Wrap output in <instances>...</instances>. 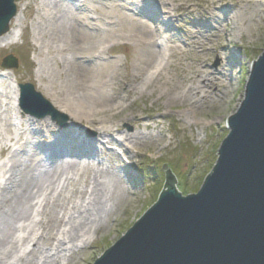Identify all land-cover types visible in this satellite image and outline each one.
Segmentation results:
<instances>
[{"label": "rangeland", "instance_id": "rangeland-1", "mask_svg": "<svg viewBox=\"0 0 264 264\" xmlns=\"http://www.w3.org/2000/svg\"><path fill=\"white\" fill-rule=\"evenodd\" d=\"M42 1L30 0L32 8L26 7L24 28L14 43L11 40L0 44V74L5 70L12 73V80L8 77L3 84L0 82V90L14 91L16 86L19 90L17 105L13 104L14 97L0 92V128L6 130L0 131V139L22 128L21 136L14 135L20 139L15 148L25 155L26 151L37 154L42 162V167L36 168L39 178L50 172L53 176L45 179L51 180V185L44 184L34 191L29 219L12 222L14 245L0 243V264H95L158 202L166 182L163 165L167 164L176 177L177 190L184 197L195 195L204 185L229 135L228 118L237 113L245 99L251 63L264 53V0H124L119 3L127 8L111 15L108 10L116 0H81L79 13L89 24L80 29L93 35L91 42H119L97 59V48L93 49L92 44L88 51L83 47L86 44L78 51L72 47L71 28L66 27L64 35L65 26L59 31L66 41V48L57 51L61 54L56 55L55 47L53 55L46 51L38 54L42 44L35 46L30 24ZM16 4L18 13L25 0H17ZM140 7L146 15L135 12ZM128 17L153 28L145 35L132 31L131 25L127 29L122 20ZM92 24H96L95 29ZM40 37L36 33V38ZM154 37L165 40L164 50L165 45L169 46L170 53L169 48L165 53L168 57L170 54V63L160 80L146 85L145 75L154 67L155 55L146 65L147 56L142 50ZM153 44L161 49V45ZM53 56L58 59L52 60ZM10 57L17 66L6 68ZM66 67L70 74L76 68L82 73L83 68L86 77L83 87L74 81L72 90L85 87L88 92L106 93L101 110L107 113L94 114L93 125L86 119L70 120L66 114L71 125L60 129L49 118L31 117L21 106L20 86L25 84H31L43 99L54 103V97L57 100L67 83ZM142 82L146 92L140 91ZM197 87V95L189 90ZM174 96H179L178 100H171ZM118 108L122 110L119 115ZM137 119L141 122L136 125ZM24 122H30L28 130ZM102 128H112L113 143L100 134ZM122 133L150 139H144L147 141L137 148L125 143V150L121 146ZM70 135L82 136L89 143V139L95 140L97 157H83L73 167L56 172V166L74 160L70 156L60 158L72 151L67 140L61 143ZM4 148L0 141V167L10 156L3 152ZM55 153L56 158L51 160ZM5 183L0 172V188ZM3 222L0 217V224ZM28 240L31 244H26ZM34 244L38 246L32 248Z\"/></svg>", "mask_w": 264, "mask_h": 264}, {"label": "water", "instance_id": "water-1", "mask_svg": "<svg viewBox=\"0 0 264 264\" xmlns=\"http://www.w3.org/2000/svg\"><path fill=\"white\" fill-rule=\"evenodd\" d=\"M15 0H0V37L16 15ZM17 66L10 57L6 68ZM21 106L61 128L69 118L31 84ZM228 137L213 172L184 197L168 165L158 202L95 264H264V53L251 63L245 99L228 118Z\"/></svg>", "mask_w": 264, "mask_h": 264}, {"label": "bare ground", "instance_id": "bare-ground-1", "mask_svg": "<svg viewBox=\"0 0 264 264\" xmlns=\"http://www.w3.org/2000/svg\"><path fill=\"white\" fill-rule=\"evenodd\" d=\"M74 3L68 2L66 3L65 0H44L42 2H39L37 4L36 8V14L34 16L33 21L31 22L30 26L32 31L35 32L34 38V44L38 48L40 43V51L38 50V54H42V51H46L47 54H54L56 48V55L59 56L61 53H58L57 51L64 50L66 48L65 45V40H64V35H65V28L70 27V36H69V41L72 43V47L75 50H80L82 48V44H86V46L83 45L84 50H89L90 44H92V48L96 49L101 45H97V43L101 40L96 39L95 41L91 42L92 39L94 40V37L92 34H88L84 32L83 30L80 29L81 25H86L89 24L87 22V18H81L79 11V5L82 3L80 2L81 0H72ZM83 1V0H82ZM91 1V0H90ZM89 1V2H90ZM109 1L110 0H106ZM124 0H116L111 2L113 5V8H109L108 10V15L111 14H118V11L120 12L121 8H127V5L125 4H120L119 2H123ZM22 6L20 8V11L17 13L16 17L13 19L12 25L13 27L10 29L8 34H5L4 36L0 37V44L4 43L6 41H11L14 43L15 38L19 36L21 30L24 28L23 23L25 22L24 20V11L27 9L26 7H29L30 9L32 6L30 5V0H25V4L20 5ZM83 8V7H82ZM97 8L94 9L96 11ZM134 9V8H133ZM128 11L132 10L131 8L127 9ZM142 10V11H140ZM140 10H135V12H138L139 15H146L145 9L140 7ZM154 11V9H153ZM155 13V11H154ZM21 14L23 17H20ZM152 14V13H151ZM133 18V17H132ZM132 18H123V22L125 23V28L130 29L128 26H132L133 28L131 29L132 31L135 32V30H138V33H142V35L147 34L153 27L148 25L146 22H142L141 20L138 21V19H132ZM148 19H151V17H146ZM96 19V18H95ZM154 20V19H153ZM169 23L165 24L163 26L164 28H167ZM64 27V35L60 33L59 31L61 27ZM93 28L95 29L96 24H92ZM157 29V27L155 26ZM141 31V32H140ZM159 32V30H158ZM36 33L40 34L41 37L40 39L36 38ZM140 36H138L139 38ZM154 39V40H153ZM151 39V44L152 42L154 43L153 45H161L158 46L159 48H154L150 43H145L147 45V48H144L142 50V54L147 56V59L144 60L146 62V65H150V61L153 60L154 55H155V63L154 67L152 70L147 72L145 77L147 78L145 84L146 85H151L155 83L156 81L160 80L161 77L163 76V71L166 69V67L170 63V54L169 57L166 55L165 51H168L169 46H166V50H164L162 47H164L165 40H157L155 37ZM68 40V38H67ZM166 40H168L166 38ZM109 43V48L105 50L103 53L102 57L107 55L113 48L119 45L118 41H108ZM143 43V42H142ZM97 45V46H96ZM116 45V46H115ZM163 45V46H162ZM115 46V47H114ZM112 47V48H111ZM31 49H33L31 47ZM105 48H103L104 50ZM170 53V48L169 51ZM53 56L52 60L58 59V57ZM96 59L100 56H97L96 54ZM152 58V59H151ZM45 61H48V59H44ZM49 62V61H48ZM42 69V67H41ZM79 68H76V70L71 71L70 74V69L68 67L65 68L67 76V83L64 84L63 88L60 89L59 94L60 96L57 95V100L54 97V103L52 105L54 107H57L58 110L61 112L67 114L70 118H74L75 120L81 121L82 119H86L88 123H91V125L94 124L93 118L94 116L98 115L99 112L101 114H105L107 112H103L101 110V106L104 103V96L106 93H103L102 91L100 92H92V91H87L84 88H79L78 90L77 87H75L74 90L71 89L72 85H74V81H77L78 85L81 86L82 83L86 80L85 75L83 74L84 70L81 68L82 73H80ZM5 72V73H4ZM12 73L10 71H2L0 74V82L3 84V80L6 79L8 80V77L11 79ZM199 76H197L195 79L196 80ZM12 80V79H11ZM182 81H185L182 79ZM42 82V80H40ZM2 84H0L2 86ZM71 84V86H70ZM126 89L130 88L129 85L124 84ZM142 88L140 89L141 92H146L144 87V83L142 82ZM83 87V85H82ZM0 89H2L0 87ZM103 89V88H102ZM101 89V90H102ZM14 91H11L9 88H6L5 90L1 91V94L7 96L14 97V103L18 102V94L19 90L17 86L13 88ZM190 91H194L195 94L197 95V90L198 87L195 89H189ZM82 92V93H81ZM179 97V96H178ZM177 96H174L171 98V100L176 101L178 100ZM205 98V97H203ZM91 103V105H90ZM123 103H126L125 100ZM124 106V105H122ZM60 107V108H58ZM122 109V107H120ZM118 108L117 111H119L117 114L119 115L122 110ZM106 111V110H105ZM95 114V115H94ZM94 115V116H93ZM2 114L0 113V122L3 121L2 119ZM93 116V117H92ZM92 117V118H91ZM141 122L136 120V125ZM25 128L28 130L31 126L30 122L25 123ZM20 127H23V124L20 123ZM9 128V127H8ZM45 129L47 132L52 133V129L49 126H46ZM61 129H67V128H61ZM20 130H13L12 132H9V135L7 137L1 138L0 141L3 142L5 145V148L2 149L3 152H8L10 155L6 162L3 163L2 167H0V172H2V177L5 179L6 183L3 187L0 188V217H3V223L0 224V243L1 244H11L14 245L12 240H11V235H10V230L11 226L13 225L12 222H21V221H26L29 219L30 216V211H31V199L34 196V191L37 189H40L44 186V184H49L51 185V180H45L49 176L52 178V172L48 173V175L41 176L39 178V175L36 173V168H41L42 167V162L38 160V156L34 151H31L28 153L26 151V155L24 154L25 152H20L18 148H15L17 144H20V139L17 140L14 135L16 134L17 136H21ZM0 131L6 132V130H3L0 128ZM100 134L105 135L108 138V143H113V139H111V132L113 131L112 128H102L100 129ZM19 132V133H16ZM65 132V131H64ZM66 133V132H65ZM123 134L122 137V143L121 146L125 147V150L127 149L128 145H133V147L137 148L141 142H145L150 139L148 136H133L129 134ZM62 138V137H61ZM147 139V140H144ZM62 140V139H60ZM69 142L70 147H73V151H66L65 154H61L60 158L67 157L68 154H70V157H74V160H72L69 164L64 165V166H56V172L59 170H62V167H73L76 163V159L79 158L78 155H75L73 153L77 152H86L90 151L91 153L87 154L88 158H96L97 157V151L95 148V140L89 139L90 143L87 140L81 141L80 138L74 137L73 135H70L68 137L63 138V141L61 143H66ZM144 140V141H142ZM128 145H126V144ZM102 144V143H100ZM115 144V143H114ZM117 144V143H116ZM67 146V144H65ZM88 145L90 148H88ZM68 147V148H70ZM82 147V148H80ZM78 149V151L76 150ZM61 149V147L59 148ZM101 149V147H100ZM127 152V151H126ZM68 153V154H67ZM25 155V157L23 156ZM56 153L54 154L53 159L50 158L51 160H54L56 158ZM23 156V157H22ZM86 157V156H84ZM81 158H83L81 156ZM78 164V163H76ZM55 169V168H54ZM110 169H108L109 171ZM55 172V174H56ZM8 176V177H7ZM64 222V221H63ZM44 231H46V227L43 225L41 226ZM43 237V235H41ZM47 238H43V240H46ZM49 240V239H48ZM26 242V244H31L29 242ZM1 246V245H0ZM38 244H34L32 248H36Z\"/></svg>", "mask_w": 264, "mask_h": 264}, {"label": "trees", "instance_id": "trees-1", "mask_svg": "<svg viewBox=\"0 0 264 264\" xmlns=\"http://www.w3.org/2000/svg\"><path fill=\"white\" fill-rule=\"evenodd\" d=\"M213 171V170H212ZM212 171H211V173H212ZM211 173H209V174H211ZM209 174L207 175V176H209ZM207 178V177H206ZM170 184H172V185H175L176 186V184H175V182H170Z\"/></svg>", "mask_w": 264, "mask_h": 264}]
</instances>
